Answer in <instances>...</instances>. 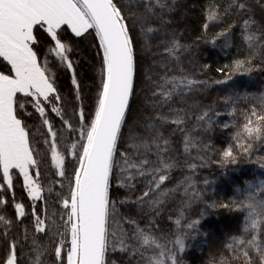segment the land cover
Instances as JSON below:
<instances>
[{
  "label": "snow or ice",
  "instance_id": "obj_1",
  "mask_svg": "<svg viewBox=\"0 0 264 264\" xmlns=\"http://www.w3.org/2000/svg\"><path fill=\"white\" fill-rule=\"evenodd\" d=\"M197 7L186 39L185 0H0V264H186L221 212L236 232L202 264H264V179L201 177L264 169V93L210 98L264 72V0ZM202 44L237 52L213 68Z\"/></svg>",
  "mask_w": 264,
  "mask_h": 264
},
{
  "label": "rangeland",
  "instance_id": "obj_2",
  "mask_svg": "<svg viewBox=\"0 0 264 264\" xmlns=\"http://www.w3.org/2000/svg\"><path fill=\"white\" fill-rule=\"evenodd\" d=\"M257 15L259 14L257 13ZM230 93L242 95L264 93V72L256 71L250 75L239 76L238 79L230 81L227 85H215L210 90V98L215 99ZM228 120L229 117L226 115L221 117L222 122ZM210 135L217 147L224 145L229 139V131L221 128L215 129ZM201 177L208 178L210 192L214 190L216 198H221L225 196V193L231 195L236 187L246 188L247 183L258 185V181L264 179V169L260 167L259 163H256L254 155L252 162L241 161L238 166L226 170L213 167L202 171ZM238 216L237 213L221 212L206 217V222H202L201 231L208 233V236L197 237L199 239L197 246H194L193 241H188L190 246L186 249V264H202V261L208 257L211 246L218 245L224 239L225 234L236 232Z\"/></svg>",
  "mask_w": 264,
  "mask_h": 264
},
{
  "label": "trees",
  "instance_id": "obj_3",
  "mask_svg": "<svg viewBox=\"0 0 264 264\" xmlns=\"http://www.w3.org/2000/svg\"><path fill=\"white\" fill-rule=\"evenodd\" d=\"M187 3V9H193L194 3H200L202 0H185ZM227 2V0H225ZM187 9H183L179 15L181 19L179 20V30L184 32L186 39H192V32L198 27V12L199 8H195L192 11H188ZM230 22V21H229ZM187 28V31H185ZM232 43L239 44V37L234 36ZM237 52V48L233 47L230 48L227 52L221 51L219 48H212L209 45H201L199 58L203 62H208L212 64L213 68L222 65L224 63H229L235 57ZM225 55V57H224ZM239 76L235 77L234 79H238ZM199 243V239L193 241L194 246H197Z\"/></svg>",
  "mask_w": 264,
  "mask_h": 264
}]
</instances>
